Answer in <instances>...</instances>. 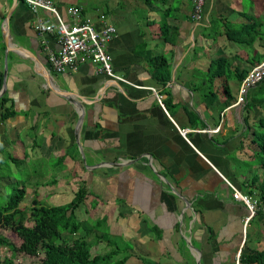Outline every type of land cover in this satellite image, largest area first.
<instances>
[{"label":"crops","instance_id":"crops-1","mask_svg":"<svg viewBox=\"0 0 264 264\" xmlns=\"http://www.w3.org/2000/svg\"><path fill=\"white\" fill-rule=\"evenodd\" d=\"M52 1L66 20L76 6L96 26L102 13L116 26L107 51L129 84L97 73L91 62L54 72L47 52L57 49L56 37L38 35L23 0H0V163L19 160L44 172L33 192L51 205L85 186L78 219L106 218L112 233L132 243L125 264L131 257L138 264H239L242 249H264V219L253 215L244 224L248 210L226 182L248 193L263 177L264 106L236 100L239 77L264 54V40L241 45L227 38V27L264 15V0H206L199 22L190 18L192 0ZM220 56L232 72L212 78L208 67ZM224 82L235 98L229 105ZM4 107L15 113L2 119ZM179 129H188V140Z\"/></svg>","mask_w":264,"mask_h":264},{"label":"trees","instance_id":"trees-1","mask_svg":"<svg viewBox=\"0 0 264 264\" xmlns=\"http://www.w3.org/2000/svg\"><path fill=\"white\" fill-rule=\"evenodd\" d=\"M210 23L215 25L216 22L212 21ZM261 23L259 20L257 24L252 18L249 22L243 23L239 27L228 26L227 29H232L233 32H228L227 38L244 46H251L256 41V38L260 39L255 29L258 25L261 26ZM249 29L255 31V35L252 36ZM263 57L264 54L257 58L254 57L250 61L254 62L253 67L263 61ZM161 61L163 62H160V65L166 64L164 59H161ZM227 61L224 56L211 60L208 74L212 78L222 75L227 77L232 72L231 65ZM246 71H242L239 77L240 83L250 70ZM160 79L163 80V77ZM260 82H264V77L256 84ZM223 84L225 93L228 96L225 105H229L235 98L227 91V83L224 82ZM213 94L215 95L214 92ZM0 100L5 103V96L3 95ZM245 103V106L248 107L249 102L246 99ZM14 113L11 108L4 107L1 117L5 119ZM261 141H263V138H261ZM252 184L253 186L248 190V193L260 200H264V171L262 180L259 181L256 177ZM25 190L23 184L19 187H14L6 202L0 205V228L10 229L20 239V243L17 245L10 239L0 235V244L8 247L12 254L19 252L31 256L41 255L38 264H125L129 256L128 246L121 249L113 238L109 237L108 227L101 223H106V218L97 219L93 224L88 223L87 219H78L76 210L84 204L87 196L85 186L80 185L73 198L67 203L45 205L38 198L37 193H34L30 206L21 208L20 203L25 196ZM254 217L264 219V209L258 208ZM27 222L31 224L28 225ZM92 226L99 228L101 231L102 229L106 230L99 235L96 234L94 243L105 241L109 247L107 251L103 253L91 252L92 242H89V236L96 231ZM152 229L158 236V230L155 227ZM8 262L11 264L10 261ZM239 264H264V249L252 248L249 252L242 249L239 255Z\"/></svg>","mask_w":264,"mask_h":264},{"label":"built area","instance_id":"built-area-1","mask_svg":"<svg viewBox=\"0 0 264 264\" xmlns=\"http://www.w3.org/2000/svg\"><path fill=\"white\" fill-rule=\"evenodd\" d=\"M205 1L192 0L190 18L193 22H199L202 19ZM23 2L35 15L33 27L38 35L43 36L50 33L56 37L57 49L48 50L47 52L48 63L54 72H76L81 64L91 62L96 64L97 73L105 74L110 78L129 84L125 78L116 75L113 71L107 44L114 37L117 29L113 23L106 20L103 13L99 15L101 24L96 26L90 18L84 17L76 6L67 8L66 12L69 19L66 20L59 13L52 0H23ZM40 12H46L49 16L42 15ZM263 77L264 60L252 67L240 83L236 103H244L248 88L263 79ZM151 90L155 92L154 88H151ZM156 96L161 107L164 108L161 95L156 94ZM179 132L188 140L186 138L188 129H179ZM226 182L232 188L233 198L246 206L248 214L245 217L244 224H247L258 208L264 209V200H260L249 193H243L230 181L226 180Z\"/></svg>","mask_w":264,"mask_h":264},{"label":"rangeland","instance_id":"rangeland-1","mask_svg":"<svg viewBox=\"0 0 264 264\" xmlns=\"http://www.w3.org/2000/svg\"><path fill=\"white\" fill-rule=\"evenodd\" d=\"M245 1L248 3V0H245ZM255 16L256 15H254V17H250L249 19L253 18L254 22H256L257 24L259 23V20L262 21L263 24L261 23V26L258 25L255 30L258 33V37H260L261 40H264V15H261L259 18L255 17ZM228 26L235 28V26H230V25H228ZM249 31H250V34L252 36L255 35V31H252V29H249ZM256 40H258V38H256ZM236 45L240 47L243 44H241V45L236 44ZM233 78H234V75H231L228 80H232ZM231 87H232L233 92L236 93V91L238 89V85L235 86V84L233 82V83H231ZM245 99L247 102H249V105L252 106L251 108L257 107L256 104H258V103L260 105L264 106V82H260L256 85L248 88ZM240 104H242V103H240ZM259 142L262 143L261 140ZM258 156H260V154L256 155V157H258ZM35 164L39 165L41 163L37 162ZM254 171L255 170H252L250 173L251 174L255 173ZM29 174L32 176V178L29 177ZM43 174H44V172H42V171H38L37 173H35V172H30V171L26 170L25 164L23 161L18 160V161L13 162V161H9L5 158L4 161L2 163H0V205L4 204L6 202L8 195L12 194L14 187H19L23 184L26 190H25V196H24L22 202L20 203V207L21 208H26V207L28 208V206H30V200L34 195L33 191L37 190L35 186L37 184H40V182H42L45 179V178L41 177ZM72 194L73 193L62 194L61 195V197H62L61 201H59L62 203H60V204H64L66 202V200L69 202L71 200L70 196ZM42 202H44L43 204H45V205L52 204V203H48V201H46L44 198H42ZM84 211L85 210H84L83 206H81L79 209H77L76 210L77 217L82 218ZM84 216H86V215H84ZM97 219H101V218L90 217L87 219V221H88V223L93 224ZM101 223H102V225H105L106 227H108L109 237L113 238L115 243L121 249H124V248H126V246H128L127 251H130V249L132 248L131 242H128V240L125 239L122 235L112 233L111 232L112 227L107 221H106V223L105 222H101ZM27 224L30 225L31 223L27 222ZM92 227H94V226H92ZM94 229L96 231L91 233V235L89 236V242H92L90 249H91V252H93V253H102L103 250L97 245V243H94L96 241L95 236H96V234L99 235L102 232H105L106 230L102 229V231H101L99 228H95V227H94ZM248 230H249V232L252 231L253 241H255L258 234L255 231H253V229L251 230L250 227L248 228ZM0 235L5 237V238L10 239L12 242H14L17 245L20 243L19 237L16 235V233L11 231L10 229L0 228ZM128 254H129V252H128ZM40 257H41V255L31 256V255L19 253V252L12 254V251L8 247L0 244V264H9L8 261H10L11 264H38L40 261ZM126 264H138V261L136 260V257H131Z\"/></svg>","mask_w":264,"mask_h":264},{"label":"water","instance_id":"water-1","mask_svg":"<svg viewBox=\"0 0 264 264\" xmlns=\"http://www.w3.org/2000/svg\"><path fill=\"white\" fill-rule=\"evenodd\" d=\"M14 4V2H13ZM8 30H9V24H8V17L5 18V34L3 35V38L7 41L6 37L8 35ZM46 82H47V79L45 78ZM5 90V81L3 83V86H2V90H1V93ZM81 117V116H80Z\"/></svg>","mask_w":264,"mask_h":264}]
</instances>
